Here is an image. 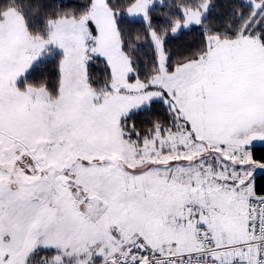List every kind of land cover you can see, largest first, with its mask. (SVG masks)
I'll use <instances>...</instances> for the list:
<instances>
[{
    "label": "snow or ice",
    "instance_id": "snow-or-ice-1",
    "mask_svg": "<svg viewBox=\"0 0 264 264\" xmlns=\"http://www.w3.org/2000/svg\"><path fill=\"white\" fill-rule=\"evenodd\" d=\"M159 2L0 0V264H264V0Z\"/></svg>",
    "mask_w": 264,
    "mask_h": 264
},
{
    "label": "trees",
    "instance_id": "trees-1",
    "mask_svg": "<svg viewBox=\"0 0 264 264\" xmlns=\"http://www.w3.org/2000/svg\"><path fill=\"white\" fill-rule=\"evenodd\" d=\"M64 4L71 5L79 2V0H62ZM213 4L216 7L208 14L209 20L215 22L219 17H221L226 11V6L232 2V0H212ZM247 2V0H245ZM172 3V0H160L157 4L154 12V23L163 22L165 15L168 12V9L164 5H169ZM127 20H134L135 23L127 24L131 30V33L134 37H139L135 41L136 48V58L140 61L141 67L147 69L148 66L152 64L155 59V51L150 41L145 38V24L141 19H135L130 17H125ZM204 29L200 26H194L192 29L184 30L183 32L177 34L176 36L169 37L167 41V48L173 59L180 54L181 52H188L195 49H198L202 46L203 33ZM40 71L44 72L46 75L55 76L56 69L53 63H49L46 66L42 67ZM90 71L96 79L103 78L105 76V65L103 62H96L90 68ZM156 111L159 115L163 116L164 108L162 106H157ZM136 119L143 120L145 119L143 114L138 113ZM261 179L258 181V184H264V173H261ZM49 253H41V255H48Z\"/></svg>",
    "mask_w": 264,
    "mask_h": 264
},
{
    "label": "rangeland",
    "instance_id": "rangeland-1",
    "mask_svg": "<svg viewBox=\"0 0 264 264\" xmlns=\"http://www.w3.org/2000/svg\"><path fill=\"white\" fill-rule=\"evenodd\" d=\"M130 18H133V17H130ZM135 19H141V18L140 17H135ZM48 255H50V254H48ZM43 256H46V255H43Z\"/></svg>",
    "mask_w": 264,
    "mask_h": 264
}]
</instances>
